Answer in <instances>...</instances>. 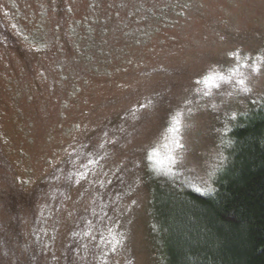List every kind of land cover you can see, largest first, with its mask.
Instances as JSON below:
<instances>
[{
	"label": "rangeland",
	"instance_id": "obj_1",
	"mask_svg": "<svg viewBox=\"0 0 264 264\" xmlns=\"http://www.w3.org/2000/svg\"><path fill=\"white\" fill-rule=\"evenodd\" d=\"M0 21L16 39L0 38V264L39 238L37 264H158L155 182L212 190L232 128L264 106V0H0ZM88 140L93 172L39 196ZM111 173L114 220L65 254Z\"/></svg>",
	"mask_w": 264,
	"mask_h": 264
},
{
	"label": "trees",
	"instance_id": "obj_2",
	"mask_svg": "<svg viewBox=\"0 0 264 264\" xmlns=\"http://www.w3.org/2000/svg\"><path fill=\"white\" fill-rule=\"evenodd\" d=\"M3 27L0 21V38L12 44L16 39ZM229 136L228 162L212 190L197 192L162 185L165 190L159 193V181L155 182L157 218L162 224V232L155 239L158 264H264V106L242 116ZM91 141L80 146L81 152L59 163L48 185L40 187L39 196L66 194L84 175L93 172L101 154L97 153L99 144ZM119 178L113 173L105 178L107 188L93 196L94 218H80L65 254L71 256L75 251L80 232L88 224L101 234L109 219L114 220L115 207L111 208L125 198L124 181ZM46 189L49 191L45 194ZM36 195L32 193L28 199L13 195L5 203L21 210L25 203H33ZM115 218L119 220L118 214ZM43 242L40 238L34 242V252L28 250L24 264L40 261ZM2 247L7 255L0 256L3 262H15L14 253L6 251L9 246Z\"/></svg>",
	"mask_w": 264,
	"mask_h": 264
},
{
	"label": "snow or ice",
	"instance_id": "obj_3",
	"mask_svg": "<svg viewBox=\"0 0 264 264\" xmlns=\"http://www.w3.org/2000/svg\"><path fill=\"white\" fill-rule=\"evenodd\" d=\"M220 78L223 79V77H220ZM205 82H206V83H209V84H212V85H214V86H216V87L219 86L218 84H215L214 78H211V77H210L208 80H206ZM239 83H240L241 85H243V84H244V81L241 80V81H239ZM247 90H248V89L245 88V91H247ZM177 125H179V122H178V121H177ZM173 131L178 132V131H179V127L177 126L176 128L173 129ZM176 143H177V146H180L178 141H177ZM196 191H197V192H200V191H202V189H200V188H196Z\"/></svg>",
	"mask_w": 264,
	"mask_h": 264
}]
</instances>
